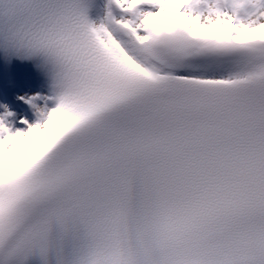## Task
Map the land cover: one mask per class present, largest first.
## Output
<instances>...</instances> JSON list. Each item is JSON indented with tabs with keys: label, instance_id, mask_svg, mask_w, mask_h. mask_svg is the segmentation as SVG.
I'll list each match as a JSON object with an SVG mask.
<instances>
[{
	"label": "snow or ice",
	"instance_id": "obj_1",
	"mask_svg": "<svg viewBox=\"0 0 264 264\" xmlns=\"http://www.w3.org/2000/svg\"><path fill=\"white\" fill-rule=\"evenodd\" d=\"M0 56V264H264V0H0Z\"/></svg>",
	"mask_w": 264,
	"mask_h": 264
},
{
	"label": "bare ground",
	"instance_id": "obj_2",
	"mask_svg": "<svg viewBox=\"0 0 264 264\" xmlns=\"http://www.w3.org/2000/svg\"><path fill=\"white\" fill-rule=\"evenodd\" d=\"M41 91V90H40Z\"/></svg>",
	"mask_w": 264,
	"mask_h": 264
}]
</instances>
